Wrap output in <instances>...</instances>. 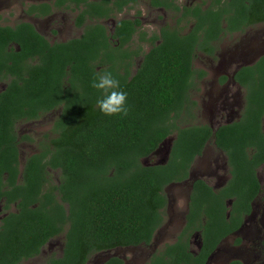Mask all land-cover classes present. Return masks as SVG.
Masks as SVG:
<instances>
[{
  "label": "trees",
  "instance_id": "16d2710c",
  "mask_svg": "<svg viewBox=\"0 0 264 264\" xmlns=\"http://www.w3.org/2000/svg\"><path fill=\"white\" fill-rule=\"evenodd\" d=\"M139 1L57 0L55 6L83 4L76 22L81 26L84 13L107 19ZM147 1L154 9L174 11L177 27L164 26L147 38L139 20L123 19L112 35L96 23L67 43H50L30 24L0 27V81L6 83L0 92V264L34 259L59 236L62 255L45 264H87L96 253L150 246L166 218V188L189 178L211 141L227 159V185L214 192L195 181L183 232L148 264H207L251 213L260 191L257 169L264 164V55L234 75L245 90L237 121L216 130L195 124L192 92L206 76L194 68L197 53L217 59L223 38L264 24V0H202L182 8L175 0ZM50 9L41 4L29 12L42 17ZM182 23L190 25L187 32L179 28ZM136 33L139 42L125 48ZM142 43L150 46L147 52ZM105 71L127 92L126 116L105 115L96 103L101 92L92 82ZM57 110L55 137L46 136L21 167L20 142L33 139L19 137L17 125ZM172 135L166 162L144 165ZM52 172L59 173L57 184ZM194 230L202 233L197 254L184 236ZM106 264L123 262L111 258Z\"/></svg>",
  "mask_w": 264,
  "mask_h": 264
},
{
  "label": "rangeland",
  "instance_id": "374dc122",
  "mask_svg": "<svg viewBox=\"0 0 264 264\" xmlns=\"http://www.w3.org/2000/svg\"><path fill=\"white\" fill-rule=\"evenodd\" d=\"M47 0H0V25H14L16 23L30 21L22 16V9L27 5L46 2ZM202 0H180L184 6L198 4ZM206 1V0H205ZM141 13L142 31L157 34L164 26L175 27L176 15L162 10H151L147 1L143 0L137 8ZM136 10L125 11L120 18L134 16ZM78 12L71 10H58L48 18L33 20L37 29L51 42L66 41L79 37L82 29L74 26V19ZM116 19L100 21L110 33ZM31 22V21H30ZM32 23V22H31ZM32 23V24H33ZM184 32L190 25L182 23ZM138 37L135 38L137 43ZM149 46H145L148 51ZM264 55V24L248 29L243 34H234L225 37L219 44L217 59L197 53L194 60V68L202 70L206 76L197 84V89L192 92L193 99L197 102L195 112V124H207L212 129L220 125L237 121L244 107V90L233 80L236 70L244 65H252ZM133 68V71L139 64ZM226 80L222 81L221 78ZM6 83H0V91ZM60 110L53 111L31 122H20L17 125L19 137L28 135L33 143L21 141L19 145L20 164L23 167L27 157L37 151L38 144L44 141L46 136L55 137L53 124ZM264 130V120H263ZM175 135L166 139L158 153L143 159L144 165L165 163ZM263 191L254 202L252 216L240 233L228 237L218 248V252L208 264H229L232 260H239L243 264H264V167L258 171ZM51 178L56 184L59 181V173L52 172ZM195 178H202L213 188H219L229 178V167L224 153L218 150L214 142L208 143L201 158L195 161L191 176L185 183L173 184L166 188L169 205L165 211L164 226L157 232L149 247L140 246L133 248H117L110 251L96 253L90 257L87 264H105L111 258L121 259L124 264H148L150 257L160 251L164 245L172 243L181 230V224L188 208V197L191 190V182ZM2 215L0 213V220ZM237 240L240 243L237 244ZM63 236L52 239L42 250L41 254L23 264H45L50 257H60L63 252ZM198 244L192 246L196 252Z\"/></svg>",
  "mask_w": 264,
  "mask_h": 264
},
{
  "label": "flooded vegetation",
  "instance_id": "af4514ba",
  "mask_svg": "<svg viewBox=\"0 0 264 264\" xmlns=\"http://www.w3.org/2000/svg\"><path fill=\"white\" fill-rule=\"evenodd\" d=\"M56 1L57 0H47L46 2H40V3H36V4H30V5H27V7L25 8V9H22V11H21V13H22V16L23 17H25V18H28L32 23H33V20H41V19H45V18H48V17H51L54 13H55V11H58V10H71V11H75V12H78L77 14H76V16H75V19H74V26L76 27V28H78V29H82V33H81V35L79 36V37H76V38H72V39H69V40H66V41H57V42H51L49 39H47L38 29H37V27L35 26V24L33 23H31L30 21H25V22H20V23H16V24H14V25H12V26H10V25H0V27H15L16 25H18V24H21V23H25V24H30L33 28H34V30L37 32V33H39V34H41L47 41H49L50 43H67V42H69V41H71V40H75V39H80L81 37H83L84 35H85V27L86 26H88V25H93V24H100V25H102L101 23H100V21H107V20H113V19H116V21H115V24H114V27H113V29H112V31L109 33L108 31H107V29H106V27L104 26V25H102L105 29H106V31H107V33H109L108 35H112L113 33H114V31H115V27H116V24L119 22V21H121V20H123V19H130V20H132V21H134V20H139L140 21V31H142V26H143V23H142V18H141V13H140V11L137 9L138 8V4L141 2V1H143V0H140L139 1V3L138 4H136V5H134V6H130V7H125L120 13H114L115 14V16L114 17H109V18H107V19H105V18H97V19H95V18H89L88 16H86V18H85V13H84V23L81 25V26H78L77 24H76V22H77V18H78V16L80 15V13H82V12H84L85 11V6H83V4L82 5H79V7H75L74 5L73 6H71V7H69V8H66L65 6L66 5H64V6H55V3H56ZM88 1H90V2H101L102 0H88ZM147 1V0H146ZM179 1L180 0H175V4H176V6H179V7H183L184 5H181L180 3H179ZM200 3V2H199ZM41 4H47V5H49L50 6V13H48L47 15H44V16H42V17H37V16H35L34 14L35 13H30L29 11L31 10V8L33 7V6H37V5H41ZM147 5H148V8L149 9H151V10H162V11H167V10H165L164 8H158V9H154V8H152V6H150L149 5V3H148V1H147ZM1 8V7H0ZM130 10H136V12L134 13V16H132V17H129V18H120V15H122L125 11H130ZM168 12H172L173 14H175V12L174 11H168ZM176 15V17H178V15L177 14H175ZM177 19V18H176ZM175 27H177V23H176V25H175ZM179 28H182L181 27V25L179 26ZM161 29V28H160ZM159 29V30H160ZM142 32H144V31H142ZM146 34H147V38H151V36L154 34H148L147 32H145ZM159 34V31H158V33H157V35ZM136 37H138V40H139V33H136V35H134L133 36V38H132V40H131V42H130V44H128V45H126L125 46V48H133V47H135L136 46V42H135V38ZM224 39V38H223ZM137 40V42H139ZM157 43V42H156ZM142 48H143V50L145 49V46H149L148 45V43H142ZM149 49H150V46H149ZM148 49V50H149ZM145 51V50H144ZM145 52H147V51H145ZM219 52V49H218V51H217V53ZM217 53H216V56H217ZM263 56V55H262ZM209 57V56H208ZM212 58V57H211ZM138 59L140 60V62H139V64L137 65V67L135 68V69H137L138 67H139V65H140V63H141V60H142V56H140V57H138V58H136L135 59V63L137 64V61H138ZM214 60H215V58H213ZM259 59V58H258ZM256 62V61H255ZM254 62V63H255ZM253 63V64H254ZM244 66H247V65H244ZM241 68V67H240ZM240 68H238L237 70H236V72L240 69ZM135 72H136V70H134L133 71V68H132V75H131V77L135 74ZM235 72V73H236ZM235 75V74H234ZM234 75H233V80H234ZM130 77V78H131ZM129 78V79H130ZM221 80L222 81H225L226 80V78L225 77H222L221 78ZM235 82V81H234ZM0 83H5V82H2V81H0ZM236 83V82H235ZM237 84V83H236ZM238 85V84H237ZM240 86V85H239ZM241 87V86H240ZM242 88V87H241ZM5 89V87L1 90V91H3ZM243 89V88H242ZM244 90V89H243ZM0 91V92H1ZM244 93H245V90H244ZM244 104H245V99H244ZM243 109H244V107H243ZM241 116V115H240ZM240 118V117H239ZM234 122V121H233ZM232 123V122H231ZM228 124V123H227ZM224 125V124H223ZM221 126V125H220ZM217 129V128H216ZM215 129V130H216ZM208 145V144H207ZM207 147V146H206ZM206 147H205V150H206ZM205 150L203 151V154H204V152H205ZM203 154L201 155V156H199V157H197L196 159H195V161L196 160H198L199 158H201L202 156H203ZM195 161L193 162V165H194V163H195ZM25 162V161H24ZM193 165H192V167H191V171H192V168H193ZM262 167H264V164L262 165V166H260L258 169H257V177H258V180H259V185H260V191H259V193H258V195H257V197L255 198V200L252 202V211H251V213L249 214V215H245V216H243V218H242V222H241V227L237 230V231H235V232H232L229 236H227L226 238H224L222 241H221V243L218 245V248L220 247V245L222 244V242L224 241V240H226L228 237H230V236H233L234 234H236L237 232L238 233H240L242 230H244V228H245V226H246V224H247V221H248V219L252 216V214H253V210H254V202L256 201V199L259 197V195L262 193V191H263V186H262V184H261V181H260V177H259V174H258V171H259V169L260 168H262ZM191 171H190V174H189V177L191 176ZM230 179V174H229V178H228V180ZM189 180V178L186 180V181H188ZM197 180H202V181H204L205 182V180H203L202 178H195V179H193L192 180V182H191V190H192V186H193V184H194V182L195 181H197ZM228 180L225 182V183H223L219 188H213V186H211V185H209L207 182H205L208 186H210L212 189H213V191L214 192H218L219 190H221V189H223L224 187H225V185H227V182H228ZM186 181H184L183 183H185ZM191 190H190V192H189V197H188V199L190 200V195H191ZM168 198V197H167ZM189 200H188V207H189ZM231 202H232V200H228V201H226V206H227V208H230V206H231ZM168 205H169V200H168ZM168 205H167V208H168ZM167 210V209H166ZM187 213H188V208H187V212H186V214H185V217H184V222H183V224H181V230H180V232L178 233V235H177V237L175 238V240L172 242V243H170V244H173V243H175L177 240H178V238H179V236H180V234L183 232V230H184V228H185V226H186V216H187ZM228 215V214H227ZM165 222V221H164ZM164 226V225H163ZM162 226V227H163ZM161 227V228H162ZM160 230V229H159ZM158 230V231H159ZM157 231V232H158ZM157 234V233H156ZM156 236V235H155ZM184 236L186 237V238H188V244H189V248H190V251L193 253V251H192V246L193 245H196V244H198V248H197V250H196V252L195 253H193V254H197L199 251H200V249H201V246H202V233H201V231H193L191 234H189V233H185L184 234ZM155 238V237H154ZM154 240V239H153ZM263 241H264V239H263ZM153 242V241H152ZM238 243H240V240H237V244ZM262 245H263V242H262ZM142 246H144V245H142ZM165 246V245H164ZM140 247V246H139ZM145 247H149V246H145ZM129 248H131V247H129ZM218 248L215 250V252L211 255V257L209 258V261L214 257V255L218 252ZM263 248H264V245H263ZM158 252V251H157ZM110 260V259H109ZM108 260V261H109ZM121 260V259H120ZM107 261V262H108ZM208 261V262H209ZM232 261H235V260H232ZM231 261V262H232ZM237 261H239V260H237ZM107 262H105V264L107 263ZM123 262V261H122ZM241 262V261H240ZM88 263V262H87ZM123 264H124V262H123ZM208 264V263H207ZM230 264V263H229ZM243 264V263H242Z\"/></svg>",
  "mask_w": 264,
  "mask_h": 264
},
{
  "label": "clouds",
  "instance_id": "9594fccd",
  "mask_svg": "<svg viewBox=\"0 0 264 264\" xmlns=\"http://www.w3.org/2000/svg\"><path fill=\"white\" fill-rule=\"evenodd\" d=\"M92 87L101 92L96 101L101 112L109 116L127 115V92L120 90V82L111 72L97 73Z\"/></svg>",
  "mask_w": 264,
  "mask_h": 264
},
{
  "label": "water",
  "instance_id": "95a60500",
  "mask_svg": "<svg viewBox=\"0 0 264 264\" xmlns=\"http://www.w3.org/2000/svg\"><path fill=\"white\" fill-rule=\"evenodd\" d=\"M165 141H166V140H165ZM165 141H164V142H165ZM164 142L161 144V146L164 145ZM161 146H160V147H161ZM160 147H159V148L153 153V155L156 154V153H158V151L160 150Z\"/></svg>",
  "mask_w": 264,
  "mask_h": 264
}]
</instances>
